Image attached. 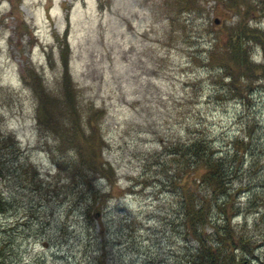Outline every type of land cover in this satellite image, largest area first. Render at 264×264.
Returning <instances> with one entry per match:
<instances>
[{
  "label": "rangeland",
  "instance_id": "obj_1",
  "mask_svg": "<svg viewBox=\"0 0 264 264\" xmlns=\"http://www.w3.org/2000/svg\"><path fill=\"white\" fill-rule=\"evenodd\" d=\"M197 124L247 130L264 183V0H0L2 264H187L157 162Z\"/></svg>",
  "mask_w": 264,
  "mask_h": 264
},
{
  "label": "trees",
  "instance_id": "obj_2",
  "mask_svg": "<svg viewBox=\"0 0 264 264\" xmlns=\"http://www.w3.org/2000/svg\"><path fill=\"white\" fill-rule=\"evenodd\" d=\"M237 38L235 34L234 41ZM241 60L246 65L242 54L232 44L220 50L218 62L224 68H233L229 81L237 77L235 72ZM243 127L246 125L241 130ZM192 129L184 140H169V145L163 144L160 152L165 158L157 162L160 174L165 175L160 178L163 188L171 183L168 176L173 179L171 193L177 201V209L172 215L179 223L181 241L185 244V239L192 240L191 245L185 244L181 257L186 254L187 264H241L249 256L257 258L259 252H255V246L258 245L253 243L246 228L242 231L248 219L247 212H251L250 222L264 221V202L257 199L264 183L251 180L256 176L260 181L262 171L255 150L249 145L251 134L245 129L244 135L243 132L235 133L216 140L211 130H205L202 124ZM71 168L75 169V165ZM74 176V172L68 175L70 179ZM80 182L84 192L94 190L85 175L80 177ZM6 204L0 193V211ZM233 218L237 221L240 218L241 223L233 222ZM259 236L264 240V234ZM104 253L100 251V257H104ZM95 262L103 264L99 258Z\"/></svg>",
  "mask_w": 264,
  "mask_h": 264
},
{
  "label": "water",
  "instance_id": "obj_3",
  "mask_svg": "<svg viewBox=\"0 0 264 264\" xmlns=\"http://www.w3.org/2000/svg\"><path fill=\"white\" fill-rule=\"evenodd\" d=\"M213 21H216V18H213Z\"/></svg>",
  "mask_w": 264,
  "mask_h": 264
}]
</instances>
